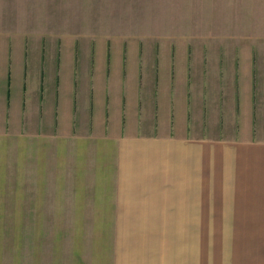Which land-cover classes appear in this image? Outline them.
<instances>
[{
	"label": "rangeland",
	"instance_id": "rangeland-1",
	"mask_svg": "<svg viewBox=\"0 0 264 264\" xmlns=\"http://www.w3.org/2000/svg\"><path fill=\"white\" fill-rule=\"evenodd\" d=\"M247 60L251 137L264 140V0H0V128L21 127L26 72L36 100L57 76L61 103L71 100L64 87L77 77L87 88L93 81L98 98L125 99L126 116L141 86L150 138L158 95L173 125L185 92L188 138L238 143ZM52 146L44 145V195H0V264H264V195H241V184L233 195H80L67 180L53 191L64 152Z\"/></svg>",
	"mask_w": 264,
	"mask_h": 264
},
{
	"label": "crops",
	"instance_id": "crops-1",
	"mask_svg": "<svg viewBox=\"0 0 264 264\" xmlns=\"http://www.w3.org/2000/svg\"><path fill=\"white\" fill-rule=\"evenodd\" d=\"M248 62L239 74L243 139L238 143L188 138L185 92L178 100L179 119L178 114L174 115L173 125L163 121L170 110L158 95V131L150 138L141 132V86L138 102L126 116L125 99L98 98L93 81L87 88V83L80 85L77 77L64 87V91L71 92V100L61 103L58 76L56 85L45 80L36 100L30 96L25 72L23 113L18 123L21 127L14 133L0 128V195H44L47 142L64 152L59 158L57 178L52 181L53 191L58 188L56 183L61 185L67 180L66 189L79 194L166 195L174 189L176 195H233L237 192L235 185L241 184V195H264V140L251 137L255 74ZM3 113L5 110L0 119L5 120ZM61 113L69 119L70 128L61 127ZM173 129L178 131L176 138L167 134ZM204 183L209 186L207 190ZM188 207L198 210L197 203Z\"/></svg>",
	"mask_w": 264,
	"mask_h": 264
}]
</instances>
